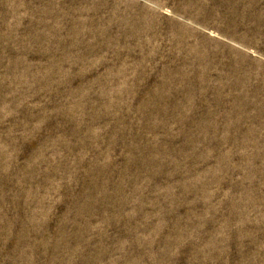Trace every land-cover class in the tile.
<instances>
[{
	"label": "rangeland",
	"instance_id": "obj_1",
	"mask_svg": "<svg viewBox=\"0 0 264 264\" xmlns=\"http://www.w3.org/2000/svg\"><path fill=\"white\" fill-rule=\"evenodd\" d=\"M0 264H264V0H0Z\"/></svg>",
	"mask_w": 264,
	"mask_h": 264
}]
</instances>
